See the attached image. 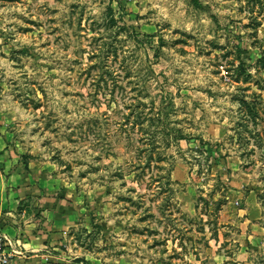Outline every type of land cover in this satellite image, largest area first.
Listing matches in <instances>:
<instances>
[{"label": "rangeland", "instance_id": "374dc122", "mask_svg": "<svg viewBox=\"0 0 264 264\" xmlns=\"http://www.w3.org/2000/svg\"><path fill=\"white\" fill-rule=\"evenodd\" d=\"M120 1L0 0L4 149L74 262L264 264V0Z\"/></svg>", "mask_w": 264, "mask_h": 264}, {"label": "crops", "instance_id": "0c3cea01", "mask_svg": "<svg viewBox=\"0 0 264 264\" xmlns=\"http://www.w3.org/2000/svg\"><path fill=\"white\" fill-rule=\"evenodd\" d=\"M0 136V233L8 240L11 264H79L68 251L75 216L56 198L50 182L37 183Z\"/></svg>", "mask_w": 264, "mask_h": 264}, {"label": "built area", "instance_id": "2783aa9c", "mask_svg": "<svg viewBox=\"0 0 264 264\" xmlns=\"http://www.w3.org/2000/svg\"><path fill=\"white\" fill-rule=\"evenodd\" d=\"M8 240L0 233V264H11V252L7 249Z\"/></svg>", "mask_w": 264, "mask_h": 264}, {"label": "trees", "instance_id": "16d2710c", "mask_svg": "<svg viewBox=\"0 0 264 264\" xmlns=\"http://www.w3.org/2000/svg\"><path fill=\"white\" fill-rule=\"evenodd\" d=\"M116 1H117V3H118V6H119V7H122V6H121V1H120V0H116ZM193 3L196 4V5H198L197 0H193ZM122 10H123V9H122ZM134 118L136 119V117H134ZM136 120H137V119H136ZM133 122H136V121H133ZM137 123L140 124V125L142 124L141 121H138ZM132 124H134V123H132ZM173 138H175V139H183L184 136H183L182 134H179V135H177V136H174ZM205 150L210 151V149H208V148H205ZM158 155H159V154H158ZM156 158H157V161L161 160V159H160V156H157Z\"/></svg>", "mask_w": 264, "mask_h": 264}]
</instances>
